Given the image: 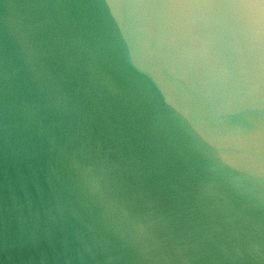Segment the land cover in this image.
I'll list each match as a JSON object with an SVG mask.
<instances>
[{
  "label": "water",
  "instance_id": "water-1",
  "mask_svg": "<svg viewBox=\"0 0 264 264\" xmlns=\"http://www.w3.org/2000/svg\"><path fill=\"white\" fill-rule=\"evenodd\" d=\"M0 264H264V0H0Z\"/></svg>",
  "mask_w": 264,
  "mask_h": 264
}]
</instances>
